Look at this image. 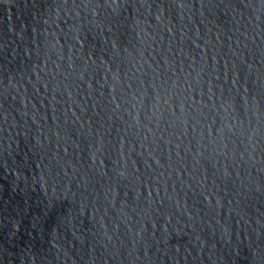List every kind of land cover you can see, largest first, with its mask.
I'll use <instances>...</instances> for the list:
<instances>
[{
	"label": "water",
	"instance_id": "water-1",
	"mask_svg": "<svg viewBox=\"0 0 264 264\" xmlns=\"http://www.w3.org/2000/svg\"><path fill=\"white\" fill-rule=\"evenodd\" d=\"M0 264H264V0H0Z\"/></svg>",
	"mask_w": 264,
	"mask_h": 264
}]
</instances>
